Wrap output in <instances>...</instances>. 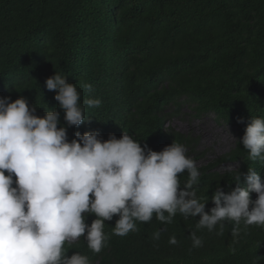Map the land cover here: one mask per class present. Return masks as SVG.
Returning <instances> with one entry per match:
<instances>
[{"label":"trees","instance_id":"16d2710c","mask_svg":"<svg viewBox=\"0 0 264 264\" xmlns=\"http://www.w3.org/2000/svg\"><path fill=\"white\" fill-rule=\"evenodd\" d=\"M55 72L80 94L86 121L79 127H67L56 92L46 87ZM21 96L40 117L60 111L58 127H67L69 142L77 132H99L103 140L126 133L157 152L180 143L193 160L196 140L167 122L184 105L197 117L213 113L236 138L230 151L196 163L194 189L210 211L216 188L234 189L240 172L245 186L249 168L264 180V164L248 159L240 143L251 118H264V0H0V97L14 102ZM88 98L100 99V106L84 105ZM228 164L235 167L224 170ZM179 179L183 187L187 171ZM96 218L85 214L89 225ZM118 219L106 221L110 230L104 226L108 240L100 253L84 237L66 243L65 252L86 255L90 264H264L261 226L241 223L233 235L236 226L225 221L218 235L219 225L197 230L199 217L177 213L166 224L154 214L120 237L113 234ZM157 231L159 240L153 239ZM192 231L202 247H192Z\"/></svg>","mask_w":264,"mask_h":264},{"label":"clouds","instance_id":"9594fccd","mask_svg":"<svg viewBox=\"0 0 264 264\" xmlns=\"http://www.w3.org/2000/svg\"><path fill=\"white\" fill-rule=\"evenodd\" d=\"M45 84L56 92L67 127L81 126L86 118L76 85L57 72ZM83 86L93 91L91 84ZM83 103L99 107L101 100ZM35 113L22 96L14 102L0 97V264H90L79 252L69 257L64 246L84 237L88 248L100 253L108 240L104 226L110 230L106 221L114 216L119 219L113 234L120 237L154 214L166 224L177 213L185 219L199 217L197 230L211 232L219 225L218 235L225 221L236 226L233 235L241 223L264 227V180L254 169L244 176L246 186L240 172L234 189L226 193L217 187L211 197L214 207L206 211L194 189L200 173L184 145L174 141L157 152L126 133L103 140L99 132H77L69 142L67 127H58L60 111L46 110L43 117ZM241 142L248 159L264 164V118H251ZM185 171L182 187L179 174ZM85 214L97 218L89 225ZM160 235L155 232L153 239ZM190 238L193 248L203 246L196 231ZM169 243L178 241L172 236Z\"/></svg>","mask_w":264,"mask_h":264},{"label":"rangeland","instance_id":"374dc122","mask_svg":"<svg viewBox=\"0 0 264 264\" xmlns=\"http://www.w3.org/2000/svg\"><path fill=\"white\" fill-rule=\"evenodd\" d=\"M167 126L194 138L195 144L191 155L197 165H204L215 158L230 151L235 142V129L220 124L213 113L204 114L200 117L194 115L189 105H184L180 109L178 116L172 117ZM234 164L224 165L223 168L230 169Z\"/></svg>","mask_w":264,"mask_h":264}]
</instances>
